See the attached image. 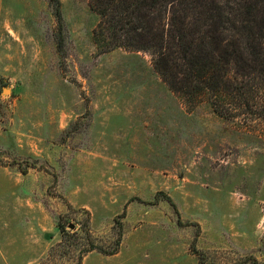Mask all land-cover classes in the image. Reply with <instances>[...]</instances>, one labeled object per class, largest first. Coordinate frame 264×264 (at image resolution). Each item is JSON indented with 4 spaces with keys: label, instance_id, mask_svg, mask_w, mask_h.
<instances>
[{
    "label": "rangeland",
    "instance_id": "374dc122",
    "mask_svg": "<svg viewBox=\"0 0 264 264\" xmlns=\"http://www.w3.org/2000/svg\"><path fill=\"white\" fill-rule=\"evenodd\" d=\"M0 0V264H264V132L189 111L150 54H98L89 0ZM166 197H170L175 208ZM66 251V252H65Z\"/></svg>",
    "mask_w": 264,
    "mask_h": 264
},
{
    "label": "trees",
    "instance_id": "16d2710c",
    "mask_svg": "<svg viewBox=\"0 0 264 264\" xmlns=\"http://www.w3.org/2000/svg\"><path fill=\"white\" fill-rule=\"evenodd\" d=\"M50 4L60 51L62 1ZM89 7L99 16L93 31L99 55L118 49L148 53L156 72L189 111L207 104L226 119L258 122L264 132V0H89ZM166 200L177 212L172 199ZM124 218L125 213L115 220L112 246L98 243L89 218L81 233L62 229L63 239L49 256L68 242V250L78 252L75 264H83L92 252L117 255Z\"/></svg>",
    "mask_w": 264,
    "mask_h": 264
},
{
    "label": "crops",
    "instance_id": "0c3cea01",
    "mask_svg": "<svg viewBox=\"0 0 264 264\" xmlns=\"http://www.w3.org/2000/svg\"><path fill=\"white\" fill-rule=\"evenodd\" d=\"M93 253H97V252H92V253H90L89 255H91V254H93ZM97 254L101 255L100 253H97ZM118 254H119V253H118ZM89 255H88V256H89ZM88 256H87V257H88ZM114 256H115V255H114ZM87 257H86V258H87ZM105 257H113V256H105ZM86 258H85L83 264L86 263Z\"/></svg>",
    "mask_w": 264,
    "mask_h": 264
}]
</instances>
